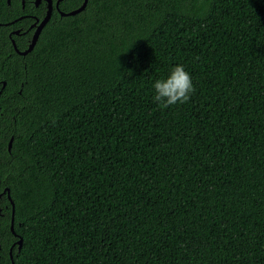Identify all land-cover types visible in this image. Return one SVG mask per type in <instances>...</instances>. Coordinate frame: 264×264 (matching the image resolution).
<instances>
[{
  "label": "trees",
  "instance_id": "16d2710c",
  "mask_svg": "<svg viewBox=\"0 0 264 264\" xmlns=\"http://www.w3.org/2000/svg\"><path fill=\"white\" fill-rule=\"evenodd\" d=\"M23 1L0 0V264H264V0H61L21 55L46 12ZM177 65L195 91L162 108Z\"/></svg>",
  "mask_w": 264,
  "mask_h": 264
},
{
  "label": "clouds",
  "instance_id": "9594fccd",
  "mask_svg": "<svg viewBox=\"0 0 264 264\" xmlns=\"http://www.w3.org/2000/svg\"><path fill=\"white\" fill-rule=\"evenodd\" d=\"M154 90V100L159 102L162 108H168L187 102L195 88L190 74L182 65H177L166 78L154 83Z\"/></svg>",
  "mask_w": 264,
  "mask_h": 264
},
{
  "label": "water",
  "instance_id": "95a60500",
  "mask_svg": "<svg viewBox=\"0 0 264 264\" xmlns=\"http://www.w3.org/2000/svg\"><path fill=\"white\" fill-rule=\"evenodd\" d=\"M8 2L10 0H7ZM41 1H45L46 2V12L44 14V16L42 17V19L39 20V18L35 17V22L33 25H35V30L32 34V38H31V41L29 43V46L23 50V51H18L20 54H26L27 52L31 51V49L34 47L38 37H39V34L42 30V28L44 27V25L47 23V21L49 20L50 16H51V13H52V10H53V0H34V3L35 5H38ZM61 0H56L55 1V6L56 8L58 9V4ZM22 2L24 3V1L22 0ZM87 4V0H83L82 3L76 7L75 9H72L70 11H67V12H64V11H59L60 15L61 16H67V15H74L80 11H82L85 6ZM18 32V30L14 31V33ZM14 43V42H13ZM11 142H12V138L9 140L8 142V149H10L11 147ZM2 193H6L7 194V197L8 199L10 200L11 204H12V215H11V225H10V229L11 231L17 235L15 233V231L13 230V216H14V204H13V201L11 200V197H10V194H9V189L7 187H5L1 193H0V196ZM17 243L18 245V249H20L21 245H22V237L19 236V238L17 239V241L15 242ZM10 257L12 258V255H11V252H10ZM12 264H13V260L11 261Z\"/></svg>",
  "mask_w": 264,
  "mask_h": 264
},
{
  "label": "flooded vegetation",
  "instance_id": "af4514ba",
  "mask_svg": "<svg viewBox=\"0 0 264 264\" xmlns=\"http://www.w3.org/2000/svg\"><path fill=\"white\" fill-rule=\"evenodd\" d=\"M56 1V0H55ZM55 1L53 0V6L56 8V6H55ZM23 3V2H22ZM46 3V2H45ZM24 4V3H23ZM59 5V4H58ZM57 9V8H56ZM59 9V8H58ZM57 9V10H58ZM40 20V19H39ZM15 20H13V21H11V23L12 22H14ZM34 22H35V18H34V21L32 22V23H30V25H29V27L26 29V31L28 30V29H31L32 31H31V34L29 35V37L27 38V43H26V47L25 48H23V49H19L18 47H17V44L15 43V40H14V38H12L11 37V42H12V45H13V48H14V50L17 52V53H19L18 51H23V50H25L28 46H29V43H30V41H31V38H32V34H33V32H34V30H35V25H33L34 24ZM16 30H18V32H16V33H14V31H16ZM10 32L11 33H13V34H22V33H25V31H21V28H17V29H11L10 30ZM21 32V33H20ZM9 36H11V34L9 35ZM14 42V43H13ZM28 53V52H27ZM20 54V53H19ZM21 55H23V54H21ZM4 84H5V82L3 81V83H2V85H1V87H0V90H1V88L4 86Z\"/></svg>",
  "mask_w": 264,
  "mask_h": 264
}]
</instances>
